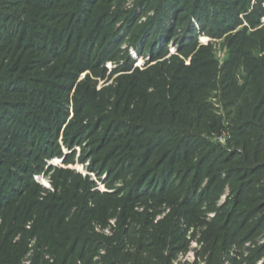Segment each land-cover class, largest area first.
<instances>
[{
	"label": "rangeland",
	"instance_id": "1",
	"mask_svg": "<svg viewBox=\"0 0 264 264\" xmlns=\"http://www.w3.org/2000/svg\"><path fill=\"white\" fill-rule=\"evenodd\" d=\"M263 82L264 0H0V264H264Z\"/></svg>",
	"mask_w": 264,
	"mask_h": 264
},
{
	"label": "trees",
	"instance_id": "2",
	"mask_svg": "<svg viewBox=\"0 0 264 264\" xmlns=\"http://www.w3.org/2000/svg\"><path fill=\"white\" fill-rule=\"evenodd\" d=\"M164 15H167L166 13L164 14ZM163 15V16H164ZM180 17L182 16V15H179ZM165 19H167V17H164V21H165ZM167 21V20H166ZM164 24V23H163ZM162 25V24H161ZM206 77V74L205 73H197L196 75H195V79L194 80H191L190 81V83H191V86H189V87H191L190 88V90H188L187 92L188 93H192V92H194L193 90H192V88H194L195 86V84L196 83H198L200 80H203L204 78ZM263 85H264V82H263ZM252 92V91H251ZM250 92V94L252 95H248L249 96V98H251L252 97V100H253V104H255L257 101H258V97L260 96H258V93H256V92H252L251 93ZM261 99V98H260ZM247 104H248V102H247V100L245 101ZM261 104L263 103V105H264V99H262L261 100V102H260ZM259 103V104H260ZM245 117H247V119H249L250 121H252V124H254V125H256L255 123H257V121L260 119V115H259V112H258V109H257V107H256V109L254 110V112L252 111V109L251 110H249V111H247L245 114ZM257 126V125H256Z\"/></svg>",
	"mask_w": 264,
	"mask_h": 264
}]
</instances>
